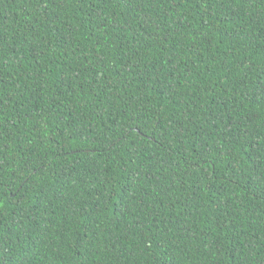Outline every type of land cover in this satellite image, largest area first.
Returning a JSON list of instances; mask_svg holds the SVG:
<instances>
[{
  "label": "trees",
  "instance_id": "16d2710c",
  "mask_svg": "<svg viewBox=\"0 0 264 264\" xmlns=\"http://www.w3.org/2000/svg\"><path fill=\"white\" fill-rule=\"evenodd\" d=\"M0 264H264V0H0Z\"/></svg>",
  "mask_w": 264,
  "mask_h": 264
}]
</instances>
